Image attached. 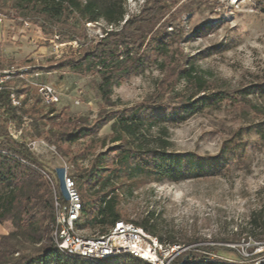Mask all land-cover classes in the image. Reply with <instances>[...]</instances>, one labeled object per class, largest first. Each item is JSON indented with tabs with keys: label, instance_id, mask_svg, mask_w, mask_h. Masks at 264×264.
Wrapping results in <instances>:
<instances>
[{
	"label": "trees",
	"instance_id": "16d2710c",
	"mask_svg": "<svg viewBox=\"0 0 264 264\" xmlns=\"http://www.w3.org/2000/svg\"><path fill=\"white\" fill-rule=\"evenodd\" d=\"M127 0H0V12L14 10L24 20L36 23L48 37L76 42L77 48L57 61H50L48 70L67 69L75 74L98 77L97 90L101 100L112 104L114 86L148 68L165 70L172 67L184 92L176 102L146 101L137 106L116 110L89 127L85 120L72 118L63 109L43 105L38 96L24 95L28 87L15 88L22 95V106L11 104V85L8 81L0 90V224L10 222L13 230L0 236V264H148L127 254H119L93 262L64 254L52 242L54 222L53 194L46 174L53 172L34 156L29 143L43 139L55 146L61 155L75 166L72 176L76 182L82 208L76 226L92 234L106 233L116 221L123 220L118 197L124 181L140 177L142 182L178 183L190 178L216 176L229 166V161L242 155L235 140L216 156H200L193 152L168 150L167 124L182 123L205 109L218 110L224 103H245L247 96L264 93V85H251L235 91L221 90L209 85L198 73L194 57H183L178 48L182 28L178 20L185 5L176 7L179 0H143L137 13H128ZM264 12V0H257ZM127 16V17H126ZM103 35L89 40L87 23H99ZM195 59V58H194ZM30 68L27 72H36ZM28 104L27 106H23ZM120 103V102H119ZM112 121L110 143L94 154L91 146L80 152H67L79 139L95 133ZM36 123L47 127L32 130ZM19 132L13 137L9 127ZM156 128L155 145L147 147L143 138ZM243 130V128L241 129ZM250 130V127L244 128ZM264 138V126L252 130ZM240 143V142H239ZM90 151V152H89ZM87 161L86 167L82 163ZM127 221V220H125ZM150 235L157 237L147 218L130 221ZM250 224L258 230L256 241L264 243V216L252 215ZM14 235L38 245L34 252L26 251L13 241ZM241 235V234H239ZM244 236V240H247ZM240 238L222 239L235 243ZM192 245L193 240L169 239V244ZM180 245V244H178ZM246 248L244 256L238 248L223 245H197L177 254L169 264H264V249ZM218 252H232L237 260L226 259ZM262 258L258 263L257 260ZM183 260H186L183 262Z\"/></svg>",
	"mask_w": 264,
	"mask_h": 264
},
{
	"label": "rangeland",
	"instance_id": "374dc122",
	"mask_svg": "<svg viewBox=\"0 0 264 264\" xmlns=\"http://www.w3.org/2000/svg\"><path fill=\"white\" fill-rule=\"evenodd\" d=\"M142 3L143 0H127L128 13H137ZM176 4V7L185 5L186 10H181L175 21L182 28L178 43L180 55L195 58L192 60L198 73L209 85L229 91L264 85V12L257 0H179ZM7 11L8 14L0 12V69L17 73L25 68H38L34 81L52 85L59 93L54 108L63 109L72 118L85 120V126H93L104 114L142 102H176L184 92V84L177 79L171 65L162 71L148 68L114 86L113 103L106 104L97 90V76L46 68L50 61H57L77 48L76 42L48 38L36 23L24 20L14 10ZM104 27L102 21L87 23L88 39L100 38ZM9 82L14 88L25 85L14 75ZM24 95L29 97V103L36 96L35 90L28 87ZM246 100L235 105L224 103L218 110L205 109L182 123L166 125L170 151L211 157L220 154L231 140H235L233 144L239 146L243 154L232 158L222 174L178 183L142 182L140 177L124 181L118 197L123 220L136 222L147 218L157 237L162 238L160 242L176 248L174 251L168 249V256L179 254L192 245L238 248L244 256L248 255L246 248L249 246H256L254 252L264 249V243L255 239L258 230L250 224L255 213L264 216V138L252 131L264 126V93L251 94ZM36 124L34 133L47 128ZM111 124L109 121L95 133L63 147L68 148L67 152H80L85 146H91V152L96 154L113 145L110 143ZM247 126L250 130H244ZM156 136V128H153L145 134L143 144L154 146ZM32 142L29 143L31 152L47 169L55 172L58 167H66L68 174H75L74 164L53 144L43 139ZM87 164V161L82 163L83 167ZM12 230L10 222L0 224V236ZM81 233L97 235L87 230ZM232 236L240 240L229 244L222 242ZM244 236L248 239L244 240ZM169 239L181 242L189 239L194 243L170 245ZM13 241L29 252L38 248L18 235H14ZM217 255L237 260L232 252H218Z\"/></svg>",
	"mask_w": 264,
	"mask_h": 264
},
{
	"label": "built area",
	"instance_id": "2783aa9c",
	"mask_svg": "<svg viewBox=\"0 0 264 264\" xmlns=\"http://www.w3.org/2000/svg\"><path fill=\"white\" fill-rule=\"evenodd\" d=\"M27 71L28 68L19 70L17 73L10 69H0V90L14 75L22 79L26 86L35 90L36 96L43 105L57 103L59 101L57 90L52 85L34 81L38 73ZM14 89L11 87V104L21 107L22 95H17ZM9 132L13 137L19 135V132L11 126ZM31 145L33 146L34 142ZM55 170L56 178L51 173L43 172V174L47 177L53 194L54 222L51 238L54 246L61 252L93 262L127 254L148 264H169L177 255L173 253L168 256V249L174 251L176 248L162 244L155 236L130 221L118 220L102 235H83L76 226L82 208L76 182L67 173L66 167H58Z\"/></svg>",
	"mask_w": 264,
	"mask_h": 264
},
{
	"label": "water",
	"instance_id": "95a60500",
	"mask_svg": "<svg viewBox=\"0 0 264 264\" xmlns=\"http://www.w3.org/2000/svg\"><path fill=\"white\" fill-rule=\"evenodd\" d=\"M186 260H183V262H185Z\"/></svg>",
	"mask_w": 264,
	"mask_h": 264
}]
</instances>
